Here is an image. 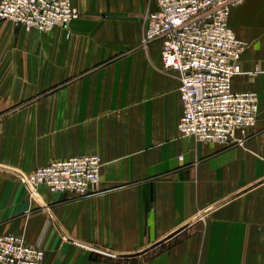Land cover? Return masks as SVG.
<instances>
[{"label": "crops", "instance_id": "1", "mask_svg": "<svg viewBox=\"0 0 264 264\" xmlns=\"http://www.w3.org/2000/svg\"><path fill=\"white\" fill-rule=\"evenodd\" d=\"M157 0H72L79 16L38 32L0 19V233L43 249L42 264H264V0L229 25L248 42L235 91H256L242 143L181 136L179 79L162 43L141 45ZM94 154L85 195L21 175Z\"/></svg>", "mask_w": 264, "mask_h": 264}, {"label": "built area", "instance_id": "2", "mask_svg": "<svg viewBox=\"0 0 264 264\" xmlns=\"http://www.w3.org/2000/svg\"><path fill=\"white\" fill-rule=\"evenodd\" d=\"M243 0H157L142 14L141 45L162 43L161 61L179 79L181 136L220 144L242 143L257 122L256 91H235L233 77L248 42L229 25L231 9ZM72 0H0V19L45 32L78 18ZM103 161L94 154L55 159L21 175L29 195L39 185L85 195L97 190ZM43 249L23 236L0 233V264H42Z\"/></svg>", "mask_w": 264, "mask_h": 264}]
</instances>
